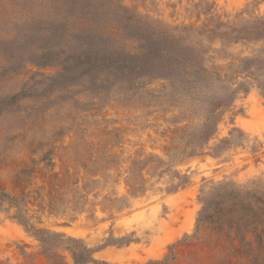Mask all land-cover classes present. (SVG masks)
Instances as JSON below:
<instances>
[{"label": "rangeland", "instance_id": "1", "mask_svg": "<svg viewBox=\"0 0 264 264\" xmlns=\"http://www.w3.org/2000/svg\"><path fill=\"white\" fill-rule=\"evenodd\" d=\"M120 1L170 26L195 28L184 45L199 43L203 64L221 74L242 68V58L255 54L264 58V39L259 40L264 29L253 30L249 24L251 19L264 18V0ZM33 2L0 0V52L9 45L3 41L22 39L29 33L32 10L30 5L24 6ZM217 24L223 26L207 32ZM6 64L0 55V70ZM231 64L232 70L228 68ZM245 68L249 70V62ZM58 69L27 63L19 74L0 78V189L26 196L33 223L81 240L95 251L97 263L88 264H139L162 260L171 251L175 259L169 264H264V242L258 239L261 236L264 241V97L249 72L234 77L232 83L236 84L231 88L243 82L247 92L238 90L221 115L209 146L227 137L233 126L245 133L244 143L218 157L173 160L172 165L188 174L190 182L169 193L167 189L176 182L173 174L157 176L165 168L163 164L157 171L149 168L155 157L168 161L175 129L201 124L203 114L196 106L172 107L166 102L167 95L152 98L150 94H157L162 80L151 82L147 86L151 92L142 91L133 102L104 98L98 106L82 105L72 100L73 95L62 101L65 94L51 101L21 98L36 73L53 75ZM260 72L255 70V75ZM226 92L220 88L218 94L226 96ZM14 94H19L17 100H8ZM42 156L51 158L52 165L46 166ZM132 159H140L146 166L147 191L132 198L129 207L119 213L103 210V196L113 191L127 193L125 172ZM53 174L61 181L52 178ZM223 181L249 189V217L237 212H243L241 206L248 201L242 195L241 206L234 212H227L231 206H221L234 221V228L227 223L223 231L215 232L203 224L196 233L200 197ZM12 212L0 213V264H74L65 249L72 243L55 248L56 259L50 260L41 243L9 218ZM126 237L133 241L122 243ZM107 243L111 245L100 249Z\"/></svg>", "mask_w": 264, "mask_h": 264}, {"label": "trees", "instance_id": "2", "mask_svg": "<svg viewBox=\"0 0 264 264\" xmlns=\"http://www.w3.org/2000/svg\"><path fill=\"white\" fill-rule=\"evenodd\" d=\"M27 6L32 10L29 20L32 26L22 39L21 36L3 41L9 45L5 52H0L1 58L7 63L0 70V78L19 74L27 63L41 67L57 66L59 69L53 75L36 73L31 78V83L23 88L22 99L36 102L42 98L51 101L65 94L62 101L73 95L72 100L82 105L98 106L104 98L133 102L142 91L151 92L147 89L151 82L162 80L164 84L157 94H150L152 98L158 100L167 95L166 102L172 103V107L192 103L203 114L199 126L175 129L172 145L167 153L168 161L155 157L154 165L149 168L157 171L158 165L163 164L165 168L159 170L157 176L160 177L164 172L173 174L176 182L167 189L169 193L183 189L190 182L188 174L172 165L173 160L177 159L181 163L195 156L218 157L231 146H241L244 143L245 133L233 126L227 137L219 139L212 147L209 146L216 134L221 115L230 108L238 90L247 92L243 82L237 83L236 88H231L236 84L232 83L235 76L249 72V77L255 80L264 97V58L259 57V54L242 58V68L232 70L234 66L229 65L232 74H221L203 64V58L199 56V43L195 46L184 45L183 41L189 33L197 31L195 28L170 26L120 0H34L24 7ZM249 24L253 30L260 27L263 30L264 18L251 19ZM220 26L223 24H217L207 32H213ZM262 39L264 34L259 36V40ZM247 62L249 70L245 68ZM259 69L261 72L255 75V70ZM220 88H225L228 94L219 96ZM17 96L19 94H14L8 100L14 102ZM80 98L87 100L82 101ZM189 110L191 111L190 108ZM40 145L41 142H38V146ZM51 152L52 150L46 151L47 154ZM104 155L113 158L108 154ZM44 157H41V161L46 159V166H51V158ZM145 167L142 160L132 159L125 172L127 193L119 195L113 191L103 196L100 203L102 209L119 213L129 207L132 198L143 195L148 189L143 174ZM52 178L61 181L57 174H53ZM242 195L248 200L243 206L239 200ZM52 198L55 197L51 195ZM200 201L202 207L197 216L196 233L203 224H209L210 230L215 232L223 231L227 223L234 228V221L228 213L234 212L239 206L243 212H237L249 217V189L231 181L213 184L211 190L200 197ZM26 203L23 193L13 195L0 189V213L12 209L9 218L41 243L42 252L50 260L56 259L52 254L55 248L72 243L65 249L69 251L74 264L97 263L93 257L95 251L81 240L33 223L27 213ZM222 205L231 206L228 213L223 212ZM50 207L54 213L58 211L53 204ZM187 237L185 234V238ZM258 239L260 243L264 242L261 236ZM240 240L243 238L240 237ZM120 241L126 244L133 240L126 237ZM108 245L111 243L100 249ZM174 259L175 254L171 251L162 260H148L139 264H169Z\"/></svg>", "mask_w": 264, "mask_h": 264}]
</instances>
